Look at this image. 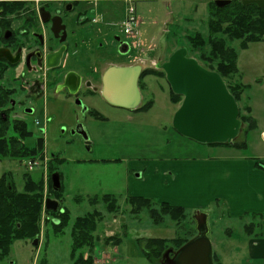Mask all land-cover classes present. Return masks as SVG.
Here are the masks:
<instances>
[{
    "label": "rangeland",
    "instance_id": "1",
    "mask_svg": "<svg viewBox=\"0 0 264 264\" xmlns=\"http://www.w3.org/2000/svg\"><path fill=\"white\" fill-rule=\"evenodd\" d=\"M212 1L159 0L133 4L136 15L141 20L137 40L123 34L120 22L124 20L127 7L121 4L116 6L117 12H112L109 16L112 24L109 33L121 36L131 46L138 43L137 48L131 49L129 60L138 57L144 60L141 62L147 68H153V63L157 60L164 63L170 54L184 47L188 57L195 59L208 70L216 62L211 63L202 57L209 55L210 41L214 37L216 40H223L226 48L236 50L239 74L230 75L223 81L225 84L247 86L236 103L239 114L243 116H247L246 110L249 108L255 127L245 132L246 125H243L239 136L234 140L237 145L245 142L246 146L236 149L209 146L179 135L172 126V118L182 98L178 103L171 100L170 88L162 70V74L149 75L142 79L141 104L150 103V107L137 112L113 107L99 93L85 96L81 93L78 98L81 106L65 91L57 94L53 88L46 92L45 97H26L19 87L20 83L10 81L16 90L13 98L16 106L10 121L20 119L26 122L31 132V136L23 141L27 149L34 148L39 138L44 145L42 152L32 159L1 158L0 179L5 176L17 193L24 192L25 183L29 180L39 183L43 198L38 246L33 245L31 240L15 241L10 248V254L0 264H74L78 257L89 259L90 263L97 261L99 264H151L141 250V246L150 250L146 242L148 239L184 240L196 234L193 210L184 209L185 212L179 220L162 215L159 225L154 224L147 208H142L135 214L132 212L133 205L127 202L132 191L152 189L153 163L165 165L171 159L205 161L206 158L223 156L246 158L256 165L264 163V40L251 43L247 49L240 50L239 41H232L222 33L213 35L209 27L212 19L209 5ZM196 36L201 37L204 42L202 48L190 45L189 38L195 39ZM84 38L86 39V32L82 30L77 41ZM102 44L103 39L99 36L89 46V52L97 49L96 53H91L95 67L103 68L108 62H128V59L110 56L104 52L106 44ZM85 48V45H80L77 54L79 62L73 63L67 69L81 73L86 69L87 66L83 64L87 56L83 52ZM137 60L132 59L131 62ZM97 87L99 89V82ZM84 107H87L86 111H83ZM27 110L32 112L27 113ZM89 111L97 112L102 119H95ZM36 122L39 125L36 126ZM78 125L85 130L88 145L82 135L75 132ZM11 133L10 131L9 134ZM129 163H133L140 170L144 168L143 176H148L149 181H139L141 177L138 178L135 173L132 176L136 185L129 187L125 179ZM52 170L60 176L59 197L53 193L51 175L55 172L51 173ZM102 195L115 196L118 208L110 212L102 202L96 206L89 204L90 198ZM47 197L54 198L60 203L59 208L69 213V224L61 232L56 233L50 218L46 217L44 201ZM147 198L155 207L161 204L154 197ZM214 207L205 213L208 217V237L218 250L217 242L225 230L230 229L233 236L242 238L244 226L252 218L221 219ZM89 213L97 215L90 244L85 242L83 248L78 249L72 258V224L76 218ZM176 246L173 241L168 243L162 256L167 251L177 250Z\"/></svg>",
    "mask_w": 264,
    "mask_h": 264
},
{
    "label": "flooded vegetation",
    "instance_id": "2",
    "mask_svg": "<svg viewBox=\"0 0 264 264\" xmlns=\"http://www.w3.org/2000/svg\"><path fill=\"white\" fill-rule=\"evenodd\" d=\"M140 1L159 0H0V96L1 91L8 93L3 106L0 99V115L4 121L11 123L20 120L10 121L16 106L13 99L16 90L10 81L20 83L19 87L26 97H45L46 92L53 88L57 94L65 91L81 106L78 99L81 93L84 96L99 93L101 96V79L108 67L141 64L143 60L138 57L132 58L138 59L135 62L129 60L131 49L137 48L138 43H134L132 47L121 36L109 33V27L112 25L109 16L112 12H117L116 6L125 4L127 8L124 20L132 17L138 32L137 36H126L138 39L141 20L132 5ZM212 3L215 5L214 0ZM120 23L123 27V22ZM82 30L86 32V39H79L78 42L77 38ZM99 36L103 39L102 45L106 44L104 52L110 56L128 59V62H108L103 68L95 67L91 53H96L97 49L89 52V46L95 37ZM80 45L86 46L83 52L87 54L86 61L83 62L87 67L82 73L67 69L73 63L79 62L77 54ZM141 81L140 75L137 82L140 94ZM141 103L137 109L130 111L142 110L144 105ZM86 109L87 107H84L83 111ZM89 114L95 119H102L97 112L89 111ZM35 125L39 123L36 122Z\"/></svg>",
    "mask_w": 264,
    "mask_h": 264
},
{
    "label": "trees",
    "instance_id": "3",
    "mask_svg": "<svg viewBox=\"0 0 264 264\" xmlns=\"http://www.w3.org/2000/svg\"><path fill=\"white\" fill-rule=\"evenodd\" d=\"M209 9L212 12V19L209 23V27L213 35L222 33L232 41L240 42V50H245L251 43H258L264 40V10L259 9L254 4L244 5L240 0H233L230 4L223 8H217L213 3L209 5ZM226 25V27H224ZM213 39V38H212ZM189 43L194 48H202L203 41L201 37L196 36L195 39L189 38ZM211 51L207 57L203 56V59L216 65L209 66L208 70L214 71L220 75L222 80H225L230 75H237V52L231 48H226L223 40H216V37L210 41ZM162 74L161 71L157 72L151 69H146L141 74L142 79L149 75ZM226 87L229 93L234 97L236 102L247 88L242 84L230 85L226 83ZM171 93V100L174 103H178L181 98ZM1 104L7 100L5 91H1ZM150 107V103L143 106L142 110H146ZM247 116L239 114V119L242 125H246L245 132L255 127V121L251 117L249 108L246 110ZM12 132L9 134V132ZM31 136V132L28 130L27 124L20 120L13 122L4 121L0 115V159L1 158H20L30 157L32 159L41 153L43 150V140L41 138L36 140L35 147L27 149L23 144V141ZM218 147H232V148H244L245 142L236 144L233 142L225 145H211ZM56 160V157H55ZM58 160V159H57ZM257 167L262 168L260 163H257ZM55 170L51 171V173ZM57 197L61 195L59 192H54ZM42 187L39 183L27 181L25 183L24 192L17 193L14 190V186L7 180L5 176L0 179V261L6 259L10 254V248L15 241L18 240H31L39 239L40 236V215L42 211ZM50 198V197H47ZM54 199V198H53ZM80 200V199H78ZM99 202L104 203L107 210L113 212L116 210L118 200L113 195H102L89 199V204L96 206ZM133 205L132 212L138 213L142 208H147L150 217L153 219L154 224L159 225L162 221V215H169L174 220H179L185 210L180 207L170 206L167 203H161L158 207H155L150 199L131 197L127 200ZM46 217L49 219L55 229V232H61L66 228L70 221L69 213L66 210L59 208L56 212L45 211ZM97 216V215H96ZM95 214L89 213L83 217L76 218L71 227V237L73 240V246L71 250V257L74 258L76 251L83 248L82 245L85 242L91 240V232L95 229ZM47 219V220H48ZM253 226V225H251ZM251 226H249L251 228ZM193 237V236H192ZM190 238L180 240L173 239L171 241L163 239H148L147 246L150 250H146L141 246L144 257L151 264H158L162 254L168 245L172 242L177 245L178 249L185 244ZM86 244H90L86 243ZM118 243H115L117 245ZM142 245V243H139ZM147 247V248H148ZM215 262V257L213 256ZM75 261V260H74ZM15 264V263H9ZM74 264H90V260H84L82 257H78Z\"/></svg>",
    "mask_w": 264,
    "mask_h": 264
},
{
    "label": "water",
    "instance_id": "4",
    "mask_svg": "<svg viewBox=\"0 0 264 264\" xmlns=\"http://www.w3.org/2000/svg\"><path fill=\"white\" fill-rule=\"evenodd\" d=\"M230 2L231 0H214L218 8H223ZM242 3L254 4L264 10V0H242ZM187 55L186 48H179L160 66L170 90L182 98L172 118L173 128L179 135L199 144H232L242 129L234 97L218 73L205 69ZM142 71L141 65L108 67L101 79L100 93L103 100L116 108L137 109L142 100L137 85ZM75 132L82 135L86 144H89L82 126H77ZM51 184L53 191L60 190L58 173L51 175ZM44 207L47 211L56 212L59 202L48 198ZM194 221L196 235L174 252L167 251L160 264H214L212 244L208 237L207 214L197 211ZM37 243V240L33 241V245Z\"/></svg>",
    "mask_w": 264,
    "mask_h": 264
},
{
    "label": "crops",
    "instance_id": "5",
    "mask_svg": "<svg viewBox=\"0 0 264 264\" xmlns=\"http://www.w3.org/2000/svg\"><path fill=\"white\" fill-rule=\"evenodd\" d=\"M152 166V189L132 191L129 197H154L158 203L195 212H207L215 206L221 219L251 217V222L244 226V237L236 238L227 229L217 242L218 250L212 243L214 263L264 264L263 168L236 156L206 158L205 161L171 159L165 165L155 162ZM127 169L125 179L129 187L136 185L132 176L135 173L141 177L139 181H149L148 176H143L144 168L140 170L129 163Z\"/></svg>",
    "mask_w": 264,
    "mask_h": 264
},
{
    "label": "built area",
    "instance_id": "6",
    "mask_svg": "<svg viewBox=\"0 0 264 264\" xmlns=\"http://www.w3.org/2000/svg\"><path fill=\"white\" fill-rule=\"evenodd\" d=\"M123 27H124L125 35L132 36V37L137 35V31L135 29V21L132 17H128L126 19V21L123 23ZM92 264H98V263L94 262Z\"/></svg>",
    "mask_w": 264,
    "mask_h": 264
}]
</instances>
